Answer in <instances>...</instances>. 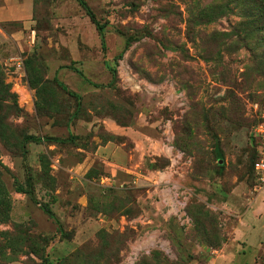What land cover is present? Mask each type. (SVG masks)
Instances as JSON below:
<instances>
[{"label": "rangeland", "instance_id": "1", "mask_svg": "<svg viewBox=\"0 0 264 264\" xmlns=\"http://www.w3.org/2000/svg\"><path fill=\"white\" fill-rule=\"evenodd\" d=\"M25 1L0 19V264H264V0L0 5Z\"/></svg>", "mask_w": 264, "mask_h": 264}, {"label": "built area", "instance_id": "2", "mask_svg": "<svg viewBox=\"0 0 264 264\" xmlns=\"http://www.w3.org/2000/svg\"><path fill=\"white\" fill-rule=\"evenodd\" d=\"M257 139L256 160L252 165L254 189L264 190V116L257 120L253 134Z\"/></svg>", "mask_w": 264, "mask_h": 264}, {"label": "crops", "instance_id": "3", "mask_svg": "<svg viewBox=\"0 0 264 264\" xmlns=\"http://www.w3.org/2000/svg\"><path fill=\"white\" fill-rule=\"evenodd\" d=\"M12 4L10 6H7V7H5V5H0V19H8L9 20L12 17H14V15H20L22 13L21 7L26 5V1L23 4L18 3V10H15L14 8H12L11 6L14 7V4L13 5Z\"/></svg>", "mask_w": 264, "mask_h": 264}, {"label": "trees", "instance_id": "4", "mask_svg": "<svg viewBox=\"0 0 264 264\" xmlns=\"http://www.w3.org/2000/svg\"><path fill=\"white\" fill-rule=\"evenodd\" d=\"M76 1L79 2L81 6H85V4L83 3L82 0H76ZM89 14H90V13H89ZM90 17L93 19V16H92L91 14H90ZM97 29H98V31H100V27H98ZM255 160H256V154H255V159H254V161H255ZM254 161H253V162H254ZM252 164H253V163H252ZM20 190H22V189H19V191H20Z\"/></svg>", "mask_w": 264, "mask_h": 264}]
</instances>
